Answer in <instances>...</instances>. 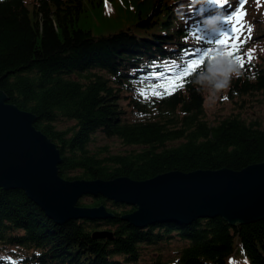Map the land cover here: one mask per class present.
<instances>
[{"label": "trees", "instance_id": "obj_1", "mask_svg": "<svg viewBox=\"0 0 264 264\" xmlns=\"http://www.w3.org/2000/svg\"><path fill=\"white\" fill-rule=\"evenodd\" d=\"M184 1L135 5L97 28L87 20L86 0H0V89L10 104L38 117L36 128L60 149L63 178L144 181L264 162L260 123L240 113L218 123L207 118L206 86L196 76L211 54L171 94L157 87L207 51L189 40V23H182L203 9ZM101 2L89 0L95 10ZM224 2L236 0L214 3L222 15ZM250 74L232 84L231 95L261 94L264 102V66ZM67 123L71 130L57 128ZM101 139L120 140L123 148L95 146ZM78 205H105L116 217L135 211L102 195ZM116 217L59 225L25 190L0 188V264H264V218L235 226L217 216L138 227ZM105 232L112 236L94 235Z\"/></svg>", "mask_w": 264, "mask_h": 264}, {"label": "water", "instance_id": "obj_2", "mask_svg": "<svg viewBox=\"0 0 264 264\" xmlns=\"http://www.w3.org/2000/svg\"><path fill=\"white\" fill-rule=\"evenodd\" d=\"M37 120L35 114L10 104L0 89V188L25 190L59 224L68 218L116 217L105 205L79 206L86 194L134 206L133 213L116 218L129 219L138 227L164 219L189 224L221 216L235 225L264 218V162L240 170L170 171L144 181L128 177L70 181L59 173L60 149L36 128Z\"/></svg>", "mask_w": 264, "mask_h": 264}, {"label": "rangeland", "instance_id": "obj_3", "mask_svg": "<svg viewBox=\"0 0 264 264\" xmlns=\"http://www.w3.org/2000/svg\"><path fill=\"white\" fill-rule=\"evenodd\" d=\"M86 1L89 10V16H87V20L90 22L91 26L97 28H101L102 26L106 27L111 25V23L114 21L116 22L121 16V12H126L127 9V11H129V9L134 8L135 5L142 7L154 2V0H102L101 3L103 5L101 9L95 10V8L89 4V0ZM95 1L99 2V0ZM184 2L192 5L194 9H197V7H201L203 9L202 14L195 19L189 18V21H182V23L185 24L187 22L189 23L187 24V32L190 34L188 37L189 40L195 43H201L204 46V49L207 50L208 54H211L213 59L215 58L214 53L223 50L227 56L237 62L241 70V75L234 77L231 81L230 87L220 93L214 94L212 90L206 86L205 99L208 120L210 122L218 123L224 117L230 114L240 113L243 120H246L248 123L258 122L264 129V102L262 101V95L254 93L244 96H239L237 93L233 94V96L231 95V87L235 81L239 80L240 78H246L249 75L251 76L250 70L252 68L255 69L257 67L264 66V0H236V2L232 4L224 2L219 7L227 13L223 15L224 19H226L227 16L230 15L235 9H240L241 3V10L245 13L242 22L243 31L241 32L239 38V51L234 52L231 56L228 55L229 52L233 51L231 48L225 46H216L214 43L216 39L220 38L219 31L209 32L203 24L205 17L215 14L216 10L218 9L212 0H207V3H204L203 0H185ZM201 20L202 23L199 22ZM221 30L230 31L229 25L223 24ZM201 39L206 41L207 44ZM209 41H212V43H209ZM237 56L243 57L244 63L242 67L236 59ZM140 91L150 92L149 90H145L144 87H141ZM127 103V99L121 101L122 105H128ZM72 125L73 123H67L64 125H57V128L59 130H71ZM99 143L110 146L114 150L123 148L122 142L120 140L101 139L96 142L95 146L101 145ZM85 196L87 195H83L81 199ZM108 201L113 202V200L110 199H108ZM108 218L111 217H99L92 220ZM70 219L71 218H68L67 221H70ZM127 220L130 222L129 219ZM67 221H65L64 224H66ZM155 222L163 221L161 220Z\"/></svg>", "mask_w": 264, "mask_h": 264}, {"label": "clouds", "instance_id": "obj_4", "mask_svg": "<svg viewBox=\"0 0 264 264\" xmlns=\"http://www.w3.org/2000/svg\"><path fill=\"white\" fill-rule=\"evenodd\" d=\"M207 3V0H203ZM224 17L220 12L205 17L203 24L209 32H218L223 25ZM215 58L208 64L203 72L196 76L199 85H205L212 92L220 93L230 87L234 77L241 75L237 62L227 56L223 50L214 53Z\"/></svg>", "mask_w": 264, "mask_h": 264}, {"label": "snow or ice", "instance_id": "obj_5", "mask_svg": "<svg viewBox=\"0 0 264 264\" xmlns=\"http://www.w3.org/2000/svg\"><path fill=\"white\" fill-rule=\"evenodd\" d=\"M212 2L220 4L221 0H212ZM241 9L242 3L240 9H235L230 15L227 16L226 19H224L223 24L229 25L230 31L220 30V38L216 39L214 42L216 46H225L231 48L233 51L228 53V55L230 56L233 55L234 52L239 51V38L241 32L243 31L242 22L243 17L245 15V13ZM209 43H212V41H209ZM195 55H198L199 59L191 60L180 76H177L174 79L169 78L165 81V85H158L157 87H162L166 92H168V94H171L170 89L172 86L175 85L176 81H182L184 77L190 74V72L194 69L195 66L201 64L205 60V58L208 56V52L205 51L202 55L196 53ZM236 59L242 67L244 63L243 57L237 56Z\"/></svg>", "mask_w": 264, "mask_h": 264}, {"label": "bare ground", "instance_id": "obj_6", "mask_svg": "<svg viewBox=\"0 0 264 264\" xmlns=\"http://www.w3.org/2000/svg\"><path fill=\"white\" fill-rule=\"evenodd\" d=\"M83 193V192H82ZM86 195H92V196H95V195H93V194H86ZM97 197V196H96ZM81 199V198H80ZM79 204V203H78ZM68 222V221H67ZM57 223V222H56ZM237 224H240V223H237ZM246 224H248V223H246ZM60 225V224H59ZM232 225V224H231ZM236 225V224H235ZM235 225H232V226H235Z\"/></svg>", "mask_w": 264, "mask_h": 264}]
</instances>
